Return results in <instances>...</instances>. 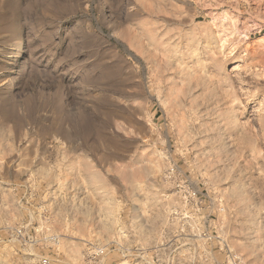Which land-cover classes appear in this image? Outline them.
Listing matches in <instances>:
<instances>
[{
	"label": "rangeland",
	"instance_id": "374dc122",
	"mask_svg": "<svg viewBox=\"0 0 264 264\" xmlns=\"http://www.w3.org/2000/svg\"><path fill=\"white\" fill-rule=\"evenodd\" d=\"M264 264V0H0V264Z\"/></svg>",
	"mask_w": 264,
	"mask_h": 264
},
{
	"label": "built area",
	"instance_id": "2783aa9c",
	"mask_svg": "<svg viewBox=\"0 0 264 264\" xmlns=\"http://www.w3.org/2000/svg\"><path fill=\"white\" fill-rule=\"evenodd\" d=\"M41 264H51L49 258L45 257L42 259Z\"/></svg>",
	"mask_w": 264,
	"mask_h": 264
}]
</instances>
